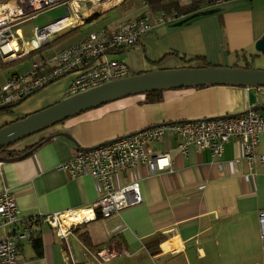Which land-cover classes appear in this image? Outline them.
<instances>
[{
    "label": "crops",
    "instance_id": "crops-1",
    "mask_svg": "<svg viewBox=\"0 0 264 264\" xmlns=\"http://www.w3.org/2000/svg\"><path fill=\"white\" fill-rule=\"evenodd\" d=\"M110 9L93 10L81 4L77 12L70 9L57 19L72 16L69 29L80 30ZM130 19L124 15L87 34L104 29L110 35L119 23ZM21 26L23 41H29L32 28L41 27L32 26L28 36ZM87 34L78 33L69 43ZM263 34L264 0H216L201 13L154 24L131 50H115L108 57L124 61L130 75L211 65L244 68L253 54L257 56L248 68L264 70V53L255 49ZM61 48L56 45L49 52ZM18 74H3L0 83ZM72 79V74L65 75L28 96L0 115V127L65 98ZM260 105L264 106V87L169 89L161 92L159 102H145L144 95L125 97L84 111L31 138L33 142L54 135L27 157L0 162V192L13 194L19 216L32 217V234H40V256L30 240L18 242L24 264H83L92 262L87 251L102 247L115 255L92 264H263L257 213L264 209V161L248 165L237 140L225 144L220 158H212L208 150L198 151L193 145L181 153L177 150L179 136L171 129L164 130L162 138L149 147L154 153L168 152L170 168L153 173L138 168L142 203L107 218L93 211L97 197L93 180L88 176L73 178L58 169L79 148L96 147L152 126L239 114ZM24 146L18 143L13 151L20 152ZM257 152L264 155V133L258 138ZM219 168L224 174H217ZM122 177L126 181L130 176L124 172ZM56 212H73V225L63 236L35 218ZM83 217L88 219L83 221ZM16 229L22 231V224ZM6 235L0 219V239Z\"/></svg>",
    "mask_w": 264,
    "mask_h": 264
},
{
    "label": "built area",
    "instance_id": "built-area-1",
    "mask_svg": "<svg viewBox=\"0 0 264 264\" xmlns=\"http://www.w3.org/2000/svg\"><path fill=\"white\" fill-rule=\"evenodd\" d=\"M125 1L0 0V60L6 63L37 51L49 44L54 34L62 31L60 18L42 27L32 28V39L23 41L20 26L40 13L63 6L69 14L70 9L77 12L81 4H88L93 10L97 7L110 9ZM186 1L179 0L178 4L184 5ZM150 2L151 0H139L140 14L119 23L116 31L110 35L101 29L90 32L49 55L32 56L27 73L13 75L4 83H0V109L29 96L49 81L68 74H72L73 79L66 89V97L130 76L128 65L122 60L108 57V54L115 50H131L154 24L178 16L174 9L169 13H151ZM166 129H171L179 136L177 150L181 153H185L188 145H193L198 151L208 150L212 158H220L225 144L233 139L240 144L241 157L248 165L255 161H264V155L257 152L258 138L264 133V112L247 110L236 115H219L152 126L96 147L79 148L69 159L60 163L58 169L73 178L90 177L97 196L93 211L100 218L110 217L142 203L138 168L145 167L150 173L170 168V154L154 153L149 147L152 141L162 138ZM217 171L219 175L224 174L220 168ZM124 172H128L130 176L126 181L123 177L120 179ZM72 214L73 212H56L35 218L63 236L73 225ZM0 219L7 230V235L0 239V264H24L19 254L18 242L30 240L34 219H22L19 216L14 196L6 190L0 192ZM87 219L81 218L83 221ZM18 223L22 224V231L16 229ZM257 224L264 255V209L257 213ZM85 255L90 257L93 263H102L115 254L102 247L94 252L87 251ZM92 262L85 261L83 264Z\"/></svg>",
    "mask_w": 264,
    "mask_h": 264
},
{
    "label": "water",
    "instance_id": "water-1",
    "mask_svg": "<svg viewBox=\"0 0 264 264\" xmlns=\"http://www.w3.org/2000/svg\"><path fill=\"white\" fill-rule=\"evenodd\" d=\"M255 49L264 53V34L255 42ZM213 85L264 87V70L212 65L206 67H179L153 69L112 80L76 95L65 97L43 109L4 124L0 127V150L36 133L45 131L84 111L118 99L155 91ZM250 110L264 112V106H255ZM53 136L52 134L48 135L44 140H48ZM37 146L16 156H0V162L21 160L32 154Z\"/></svg>",
    "mask_w": 264,
    "mask_h": 264
},
{
    "label": "rangeland",
    "instance_id": "rangeland-1",
    "mask_svg": "<svg viewBox=\"0 0 264 264\" xmlns=\"http://www.w3.org/2000/svg\"><path fill=\"white\" fill-rule=\"evenodd\" d=\"M209 10H211V9L209 8ZM139 13H140V10H139L138 0H126L121 6H118L114 9H110L109 11L102 14L100 17L92 19V21H90V22H86L83 25V27H81L80 30H72V32H71V29H69V25L72 22H74V19L72 18V16L71 17H64L61 20H59V24H62V32L54 34L50 38L49 48H47L46 50L42 49L40 52H36V54H37L36 57L49 55L51 52V48L55 44L60 48L70 44L69 41L73 40L76 36L78 37V33L81 34V36H82L84 34H87L89 31H94V30H96L102 26H105L107 24H111V23H113V21L123 17L124 15L131 17V18H134ZM64 15H66L65 8L63 6H56L51 11L48 10V12L46 11L45 13L44 12L41 13L36 20L24 23L21 27L23 28V32L29 36V30L32 26L37 24V26L42 27L43 25H46V24H49L50 22H52L53 19L63 17ZM66 32H71L69 34V38H62L61 37L62 34L66 33ZM27 39L30 41L32 39V36H31V38L29 37ZM28 68L30 69V59H24L22 61H18L16 63H14V64H10L8 66H3V67L0 66V77L3 74H7V73L10 74L13 72L24 74V73H27L29 71V70H27L26 72H23ZM53 83L48 84L43 88H46L47 86H50ZM42 89H40V90H42ZM54 103H56V102H52L49 105H52ZM49 105L43 106L41 109H43ZM259 259H261V262H263V264H264V255L260 254Z\"/></svg>",
    "mask_w": 264,
    "mask_h": 264
},
{
    "label": "trees",
    "instance_id": "trees-1",
    "mask_svg": "<svg viewBox=\"0 0 264 264\" xmlns=\"http://www.w3.org/2000/svg\"><path fill=\"white\" fill-rule=\"evenodd\" d=\"M178 1L179 0H151L150 2V11L151 13H157L159 11H164V12H167L169 13L172 9H174L179 16H182V15H187V14H195V13H201L202 11H204V8L209 6L210 4H212L214 1L216 0H187L186 3L184 5H179L178 4ZM73 29H71V32H72ZM71 32H66L64 34H62V38H68L69 37V34ZM50 46V42L49 44L41 47L40 49H38L37 51H34L28 55H25L19 59H15V60H12L10 62H6V63H3L1 60H0V66L3 67V66H8L10 64H14L18 61H22L24 59H30L32 56L34 55H37L36 52H40L42 49H47L49 48ZM56 46V44L54 45ZM53 46V47H54ZM257 56V54H253L251 55V60L248 62V63H245L244 64V68H248V66L251 65V62L253 60V58H255ZM63 77V76H61ZM61 77L59 78H56V79H53L51 81H49L46 85L48 84H51L53 83L54 81L60 79ZM45 85V86H46ZM44 86V87H45ZM43 88V87H42ZM41 88V89H42ZM40 90V89H39ZM37 90V91H39ZM36 92V91H35ZM34 92V93H35ZM161 92L162 91H155V92H150V93H146L144 94V97H145V102H148V103H156V102H159L161 100ZM32 93V94H34ZM30 94V95H32ZM29 95V96H30ZM28 97V96H27ZM27 97L25 98H21L20 100H17L15 102H12L11 104L5 106L4 108H1L0 109V115L1 114H4V113H9L11 111L12 108H14L15 106L19 105L21 102H23ZM48 130V129H47ZM46 131V130H45ZM44 131L42 132H39V133H36L32 136H29L17 143H15L14 145L12 146H9L3 150H0V154L1 153H6L7 156H12V155H19L18 153H23L25 151H27L28 149L34 147V146H37V144H41L43 143L45 140V137H40V139L37 141V139L33 142H30V139L33 138V137H36L38 134H41L43 133ZM30 142V143H29ZM18 143H24V147L23 149L20 151V152H17L15 153L13 151V148L15 145H17ZM39 144V145H40ZM38 222V220H37ZM38 225V224H37ZM82 238V241L88 246V247H91L88 239L84 236L81 237ZM30 242H31V245L33 247V249L35 250V252L37 253V255H41V239H40V234L36 231L33 232V234L31 235V238H30Z\"/></svg>",
    "mask_w": 264,
    "mask_h": 264
},
{
    "label": "bare ground",
    "instance_id": "bare-ground-1",
    "mask_svg": "<svg viewBox=\"0 0 264 264\" xmlns=\"http://www.w3.org/2000/svg\"><path fill=\"white\" fill-rule=\"evenodd\" d=\"M73 217V216H72ZM76 219H78L77 217H76Z\"/></svg>",
    "mask_w": 264,
    "mask_h": 264
}]
</instances>
